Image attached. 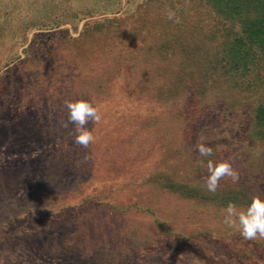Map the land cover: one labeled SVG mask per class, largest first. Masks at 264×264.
<instances>
[{"label": "rangeland", "instance_id": "rangeland-1", "mask_svg": "<svg viewBox=\"0 0 264 264\" xmlns=\"http://www.w3.org/2000/svg\"><path fill=\"white\" fill-rule=\"evenodd\" d=\"M89 4V0H0V177L8 184V189L0 193V264H264V238L245 240L241 232L230 236L225 231L222 233L225 243L218 245L220 238L214 232L205 234L208 221L158 210L155 212L168 234H162L154 246L129 257L114 254L110 238L89 253L61 247L59 238L72 235L80 224L92 227L104 210L145 220L146 208L153 209L161 199L160 191L151 194L150 183L162 173L170 172L178 184L201 187L209 195L239 197L248 201V206L253 196L264 199V140L252 142L245 136L249 111L243 106L235 113L220 110L206 113L204 120L191 128L192 141L183 145L180 152L170 151L157 140L141 155L133 154L125 161L109 163L103 168L85 169L72 165L61 154L59 146L75 144L74 127L63 126L68 115L48 96H30L27 88L38 82L40 70H28L24 63L52 62L53 66H48L52 71L60 65L54 57L67 51L69 41L79 39L73 52L76 58L83 52L80 35L88 23L95 25V21L115 18L121 24V31H127L129 27L124 26L142 13L138 6L125 19L124 0H121L117 13L91 17L85 15ZM74 14L85 15L75 29L71 25L77 20ZM63 19L65 22L51 28L44 26L48 21ZM31 24L41 27L31 28L23 36L24 27H33ZM58 30L66 32L59 40L53 34ZM110 33L106 28L103 35L108 38ZM34 34L41 40L43 34L53 36L49 45H42V49L34 50L32 57L27 58L23 50H28ZM87 34L83 44L90 42L95 47L100 44V31L94 32L93 37ZM97 52L94 50L93 54ZM151 82L146 79L147 84ZM153 88V84L147 88L120 66L108 80L104 100L97 96L90 102L101 116L98 123L90 122L95 137L90 147L105 151L119 142L132 118L173 117L189 94L186 90L174 94L175 91L156 89L152 93ZM199 129L203 133L198 138ZM199 144L212 148L216 162L232 163L239 172V181L233 183L225 178L216 192L208 191L209 173L192 171L194 159L200 156ZM216 205L212 203L208 207L214 211ZM217 226L224 230L220 224ZM184 236L192 240L187 241ZM240 237L251 244L250 253L243 257L242 252L247 250H239L240 255L228 258L232 251L225 244ZM211 245L217 252L210 250Z\"/></svg>", "mask_w": 264, "mask_h": 264}, {"label": "trees", "instance_id": "trees-1", "mask_svg": "<svg viewBox=\"0 0 264 264\" xmlns=\"http://www.w3.org/2000/svg\"><path fill=\"white\" fill-rule=\"evenodd\" d=\"M89 1L92 6L89 4L90 9L85 15L91 17L117 13L121 4V0ZM138 6L142 13L124 26L129 27L127 31H121V24L115 18L84 26L80 35L83 52L76 58L73 52L79 39L69 41L67 51L54 57L60 65L52 71L48 68L53 66L52 62H25L24 68L40 70L38 82L28 86L27 91L32 98L40 94L48 96L58 109L68 115L66 101L76 102L83 99L91 102L92 97L97 96L104 100L109 78L123 66L135 80L143 82L147 88L153 84L160 92L175 91L174 94L186 90L189 93L186 101L168 119L158 120L154 115L130 119L119 136V142L105 151L91 148L90 145L84 148L74 144L59 146L61 154L72 165L85 169L103 168L109 163L116 164L122 159L125 161L133 154L141 155L151 149L157 140L170 151L180 152L183 145L192 141L191 128L204 120L206 113L216 110L235 113L241 106L247 107L249 111L245 136L252 142H262L264 0H124L125 19L128 20ZM168 9L176 13L179 22L168 19ZM85 15L74 14L77 20L73 19L75 21L71 23L73 29ZM48 22L44 26L51 28L57 23L65 22V19ZM31 25L33 27H24L23 36L31 28L41 27ZM106 28L112 32L108 38L103 35ZM96 31L102 34H99L100 44L96 47L90 42L83 44L87 40L84 35L88 33L87 35L93 37ZM53 34L54 39L59 40L66 32L58 30ZM53 34L41 35L42 40L34 34L28 50H23L26 57L31 58L34 50L42 49V45H49ZM94 50H98L95 55ZM146 79L152 80L151 84H147ZM155 89L151 90L152 93ZM87 127L90 130L91 123ZM202 133L199 129L197 137ZM217 149L218 147L215 148L216 151ZM216 161L214 151L210 156L200 155L194 159L192 171L209 173V162L213 165L220 163ZM150 184L151 194L160 191L161 199L153 209L146 208L145 220L109 214L104 210L105 213L98 214L99 219L97 217V222L92 227L80 224L72 235L59 238L61 247L89 253L94 248L103 246V240L110 238L113 253L121 254L122 258L129 257L154 246L161 240L162 234H168L155 210L208 221L204 226L205 234L214 232L220 238L218 245L225 243L223 232L227 231L230 236L241 232L238 226L229 227L223 222L225 210L235 200L237 202L234 204L239 210H246L248 201L226 194L209 195L201 187L178 184L170 172L154 177ZM7 185L4 177H0V193L8 189ZM212 203L217 204L214 211L208 207ZM219 224L224 230L219 229ZM184 239L192 240L187 236ZM34 244L39 246L38 242ZM225 245L232 251L228 258L234 259L240 255L239 250H247L242 252L243 257L250 253L251 244L241 237ZM210 250L217 252L213 245Z\"/></svg>", "mask_w": 264, "mask_h": 264}, {"label": "clouds", "instance_id": "clouds-1", "mask_svg": "<svg viewBox=\"0 0 264 264\" xmlns=\"http://www.w3.org/2000/svg\"><path fill=\"white\" fill-rule=\"evenodd\" d=\"M167 16L169 20L179 22L172 9L167 10ZM65 107L68 110V120L63 126L74 125V143L87 148L95 140L93 131L89 130L87 125L90 122L96 124L100 121L98 109L83 99L76 102L66 101ZM197 149L201 156L212 155V148L204 144L197 145ZM208 172L206 184L208 191L213 193L220 187V181L225 178H230L233 183L239 181V172L227 160L215 165L209 162ZM225 211L226 216L223 222L229 227L238 226L245 240L264 238V199L253 196L246 210H239L234 203H229Z\"/></svg>", "mask_w": 264, "mask_h": 264}]
</instances>
